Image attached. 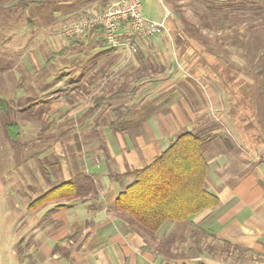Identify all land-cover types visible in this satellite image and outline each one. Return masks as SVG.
Instances as JSON below:
<instances>
[{"label":"crops","instance_id":"crops-1","mask_svg":"<svg viewBox=\"0 0 264 264\" xmlns=\"http://www.w3.org/2000/svg\"><path fill=\"white\" fill-rule=\"evenodd\" d=\"M17 1H11L12 10H6H16ZM32 1L27 10L21 8L23 14L32 11L25 24L30 32L25 34L42 42L39 32H46L57 43H61L59 35L64 36L60 27L64 21L72 22L116 2L80 0L69 8L74 0ZM166 8L163 16L153 10L151 16L145 15L144 6L142 10L159 22ZM172 21L169 17L166 30L151 39H134L137 53L111 49L100 31L79 38L83 45L88 40L95 44L90 53H82L91 54L88 85L95 104L90 116L92 149L81 154L82 161L91 158L95 166L87 180L77 182V198L40 214L49 224H62L47 227L43 233L36 228L32 236L54 238L61 252L52 259L61 264H264V132L250 131L247 122L241 132L225 131L234 123L239 103H230L229 111L227 103H199L197 83L211 89L217 81L193 73L191 80L176 71L175 64L182 65L190 52L172 48V38L166 35L174 28ZM180 39L176 42L192 43L191 37ZM105 108L107 115H100ZM226 110L224 117L219 111ZM184 133L209 138L204 186L217 197L218 205L177 223L181 227L169 221L155 235L141 232L116 210L119 193L133 182L129 172L147 166ZM51 208L57 212L50 214ZM50 259L44 256L43 262Z\"/></svg>","mask_w":264,"mask_h":264},{"label":"rangeland","instance_id":"rangeland-1","mask_svg":"<svg viewBox=\"0 0 264 264\" xmlns=\"http://www.w3.org/2000/svg\"><path fill=\"white\" fill-rule=\"evenodd\" d=\"M11 1L14 0H0V264H61L52 259L54 254L61 252L59 245L53 243L54 238L47 241L45 236L37 234L34 235L38 238L36 242L32 237L36 228L43 233L47 227L55 229L62 224L52 222L55 220L49 224L40 216L48 207L57 208L58 204L50 203L36 211L28 207L57 183L72 180L78 185L77 182L87 180V175L93 173V159L83 158L82 161L81 154L92 149L93 119L90 116L95 103L92 87L88 85L92 58L91 54L84 55L90 53L95 44L92 40L86 45L73 44L75 39L62 36L60 30L57 35L60 34L61 43L42 31H38L42 34V42L38 37L32 38L25 34L30 32L25 24L32 11L23 14L18 5L16 10L9 12L6 9L12 10ZM201 1L143 0V10L145 15L151 16L153 10L163 16L166 5L170 12L174 28L166 35L172 38V48L190 52L182 65L175 64L179 74H187L191 80L192 73L198 77L200 74L217 81L211 89L197 83L199 103H227L228 111L230 103H239L234 110V123L232 120L225 131L229 134L241 132L243 122H247L252 127L250 131L263 133L264 43L261 42L264 41V25L254 32V39L249 36L234 45L232 41L236 39L225 37L223 32L234 26L249 27L260 18L250 17L251 13L237 19L233 16L223 27L222 19L203 18L205 11ZM80 3L74 0L69 8ZM69 22L64 21L61 29ZM87 35L90 34L84 38ZM181 37H191L192 43L176 42ZM66 46L65 55L54 57L53 52ZM227 110L219 112L226 117ZM106 111L102 109L100 115L106 116ZM6 122L19 124L18 140L8 139L4 133ZM56 212L52 209L50 214ZM44 256L51 259L44 263Z\"/></svg>","mask_w":264,"mask_h":264},{"label":"trees","instance_id":"trees-1","mask_svg":"<svg viewBox=\"0 0 264 264\" xmlns=\"http://www.w3.org/2000/svg\"><path fill=\"white\" fill-rule=\"evenodd\" d=\"M17 2L16 6H21L19 8L23 11L28 9L30 3H33L32 0H18ZM201 2L205 11L203 18L222 19L223 27L227 19L233 16L237 19L241 15L245 17L251 13L250 17L260 18L257 23L249 27L234 26L223 32L225 37L233 36L236 39L232 41L234 45L240 44L249 36L254 39L252 36H255V33L264 25V0H226V2L202 0ZM221 15L223 18L219 17ZM97 31L100 30L95 29L91 33ZM100 33L102 36V31ZM74 39L73 44L80 43L79 38ZM220 39H215V41H220ZM67 50L68 47L63 48L56 52L54 57L65 55ZM4 130L10 141L18 140L21 135L19 132L21 129L17 123L6 122ZM208 142L209 138L202 133H184L147 166L129 172L128 174L134 177L133 182L119 193L116 210L141 232L155 235L166 222H184L193 215L217 206V197L207 192L204 186L205 176L209 169L205 157ZM77 194V186L72 180L57 183L45 194L33 200L28 208L30 211H36L54 202L58 204L57 208H60L65 206L62 204L64 201L77 198Z\"/></svg>","mask_w":264,"mask_h":264},{"label":"built area","instance_id":"built-area-1","mask_svg":"<svg viewBox=\"0 0 264 264\" xmlns=\"http://www.w3.org/2000/svg\"><path fill=\"white\" fill-rule=\"evenodd\" d=\"M142 0H116L110 6L84 15L64 25L62 32L68 38H80L99 29L112 49L124 48L137 53L135 38L151 39L159 30H166L170 12L167 10L162 21H155L143 14ZM132 38H134L132 40Z\"/></svg>","mask_w":264,"mask_h":264}]
</instances>
